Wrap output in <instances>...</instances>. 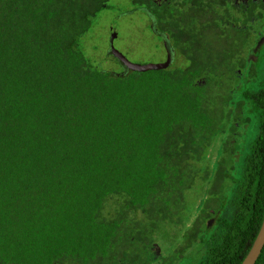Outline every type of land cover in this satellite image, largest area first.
Returning <instances> with one entry per match:
<instances>
[{"label": "trees", "instance_id": "trees-1", "mask_svg": "<svg viewBox=\"0 0 264 264\" xmlns=\"http://www.w3.org/2000/svg\"><path fill=\"white\" fill-rule=\"evenodd\" d=\"M130 1L182 65L93 64L111 0H0V264H241L259 232L264 0Z\"/></svg>", "mask_w": 264, "mask_h": 264}, {"label": "rangeland", "instance_id": "rangeland-1", "mask_svg": "<svg viewBox=\"0 0 264 264\" xmlns=\"http://www.w3.org/2000/svg\"><path fill=\"white\" fill-rule=\"evenodd\" d=\"M111 4L115 9L102 11L84 39V51L91 62L102 70L115 73L124 70L117 60L108 55L110 35L114 32L116 36L115 54L129 66L137 69L164 65L169 60L171 51L151 28L150 17L142 11L134 12L130 0H111ZM262 13L264 14V9ZM262 52H264V47ZM182 62L183 60L177 57L174 61H170L169 65L172 63L174 66L182 65ZM262 65H264V59ZM201 196L200 193L199 195L186 194L185 201L192 208V205L201 201ZM186 228L181 225L175 228L164 224L161 227L160 243L162 244L157 248L158 251L162 255L164 251H172L174 246L181 241V234ZM192 252L193 250L190 249L185 253L191 258ZM180 264L184 263L180 262Z\"/></svg>", "mask_w": 264, "mask_h": 264}, {"label": "water", "instance_id": "water-1", "mask_svg": "<svg viewBox=\"0 0 264 264\" xmlns=\"http://www.w3.org/2000/svg\"><path fill=\"white\" fill-rule=\"evenodd\" d=\"M135 12V11H134ZM264 42V38H261L259 40V42L256 45V48L254 50V52L257 51V49L260 47V45ZM115 45H116V36L113 32V35L110 37L109 40V53L115 57L118 62L127 70H137V71H146V70H153V69H164L167 68L170 64V60H167L166 63L164 65H161L160 67H154V68H133L131 66H129L128 64H126L123 59L118 58V56L115 54ZM253 60H255V57H252ZM212 220H210L208 222V227L211 226L212 224ZM264 246V218L262 221V224L260 226L259 232L248 252V254L245 256L244 260L242 261L241 264H255L258 256L260 255L262 248Z\"/></svg>", "mask_w": 264, "mask_h": 264}, {"label": "flooded vegetation", "instance_id": "flooded-vegetation-1", "mask_svg": "<svg viewBox=\"0 0 264 264\" xmlns=\"http://www.w3.org/2000/svg\"><path fill=\"white\" fill-rule=\"evenodd\" d=\"M261 38H264V37H261Z\"/></svg>", "mask_w": 264, "mask_h": 264}]
</instances>
